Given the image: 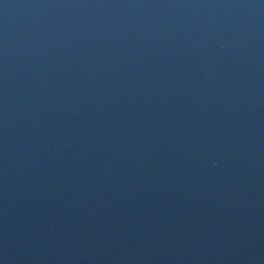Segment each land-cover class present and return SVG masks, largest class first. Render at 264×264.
<instances>
[{
	"label": "water",
	"instance_id": "water-1",
	"mask_svg": "<svg viewBox=\"0 0 264 264\" xmlns=\"http://www.w3.org/2000/svg\"><path fill=\"white\" fill-rule=\"evenodd\" d=\"M0 264H264V0H0Z\"/></svg>",
	"mask_w": 264,
	"mask_h": 264
}]
</instances>
